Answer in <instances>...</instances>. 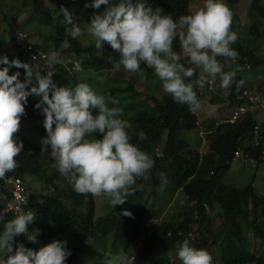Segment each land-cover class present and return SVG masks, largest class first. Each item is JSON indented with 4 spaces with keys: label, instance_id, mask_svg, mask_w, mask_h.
Listing matches in <instances>:
<instances>
[{
    "label": "trees",
    "instance_id": "obj_1",
    "mask_svg": "<svg viewBox=\"0 0 264 264\" xmlns=\"http://www.w3.org/2000/svg\"><path fill=\"white\" fill-rule=\"evenodd\" d=\"M55 1L57 7L54 6L52 10L44 4V0H16V5L0 2V24L3 25L0 31V56H7L10 61L18 58L25 63H35L27 58L26 46L45 53L55 50L71 55L73 58L69 63L55 66L53 82L57 86L69 87L84 82L100 94L119 99V106L124 112L122 119H127L131 124L128 129L131 142L153 159L154 167L146 174L147 179H136L124 204L115 208L111 205L105 208L104 213L95 215L90 194L77 193L69 180L58 172L57 166L42 167L39 159L43 154L42 147L26 135L17 133V141L23 143V149L15 158L16 168L6 176L21 180L27 199L19 214L32 211L36 220L29 225V231L39 229L40 233L36 243L28 241L25 235L16 237V243L39 250L53 240L66 241V247L71 251L66 264H80V257L90 255L93 258L91 264H104L105 257L115 253L126 254L128 264H181L175 255V245L188 239L191 246L206 249L213 257V264H264V194L254 189L253 176L243 187L223 182L231 162L241 160L239 156L234 157L235 152L252 157L256 161L254 168L262 161L260 152L264 131L263 122L256 118L259 114L247 111L234 122L221 123L209 114L210 117L198 121L188 105L176 103L171 95L163 92L158 78L143 63L140 70L142 83L138 85L118 71L103 74L117 66L123 67L117 63L119 53L107 43L103 49H96L91 36L74 39L71 32L65 33L66 18L58 12L64 3ZM227 1L232 4L236 0ZM144 2L152 3L154 8H162L164 14L171 15L176 21L181 15L189 14L191 5V0ZM80 3L85 10L87 23L94 13L102 12L106 7L101 6L99 10L86 7L92 0H80ZM248 10L250 17H256L249 26V34L259 36L256 34L257 20L264 18V0H250ZM23 12L30 14V18L19 24L17 14ZM52 14L58 17L54 21ZM39 23L48 26L49 31L43 35L39 32V38L36 34V39L32 41L24 31L40 28ZM238 29V21L232 23V31L238 34ZM254 40L253 45L258 46L259 42L256 38ZM242 42L238 37L231 45L239 56L230 67L224 63L223 57L217 58L224 71L235 70L236 65L242 70H251L262 63L252 52L251 46ZM63 43L66 47L62 48ZM174 50L180 51L178 39L174 41ZM76 60L82 61L80 72L74 71ZM181 62L186 67L190 66L186 58ZM16 71L21 73L19 78L23 80L22 68L11 67L9 74ZM241 71L236 74L237 81L242 80ZM86 74L89 79L83 80L82 76ZM201 78L198 70L191 79ZM209 79L202 87L194 85L196 94L198 90L208 92V102L219 103L227 113L239 105H247L246 99L241 96L242 86L237 91L233 84L222 95L218 89L219 78L211 80L210 85L215 89H209L213 91L208 89ZM256 87L259 90V85ZM40 99L28 97L24 116L31 121L37 120L41 125L36 127L38 132L46 137L44 115L35 107ZM255 123L260 125V130L258 144L253 145L250 133ZM141 131L147 139H139ZM186 132L201 133L198 135L202 142L199 148L190 146L181 136ZM162 139V144L158 145ZM160 173L166 175V183L162 182ZM30 178L39 180V189L30 184ZM147 188L148 197L157 200L155 207L147 202V196L144 198ZM0 190L5 193L1 180ZM178 193L184 197L183 200L178 199ZM2 203L0 201V208ZM168 207L172 211L160 217ZM124 211L132 215L125 216ZM13 216L7 213L5 219ZM157 218H160L159 221ZM152 219L156 222L148 227L147 223ZM2 229L3 222H0ZM157 250L160 254L159 259L155 260L152 253ZM170 251L173 253L171 257Z\"/></svg>",
    "mask_w": 264,
    "mask_h": 264
},
{
    "label": "clouds",
    "instance_id": "obj_2",
    "mask_svg": "<svg viewBox=\"0 0 264 264\" xmlns=\"http://www.w3.org/2000/svg\"><path fill=\"white\" fill-rule=\"evenodd\" d=\"M88 6L96 10L106 6L102 12L94 13L88 23L87 34L93 38L95 48L110 45L119 53L118 65L127 72H139L143 63L158 78L163 92L176 103L188 105L191 111L201 107L194 85L202 87L209 78H219L224 89L235 84L238 91L243 85V80L236 79L241 67L224 71L217 59L223 57L230 67L239 56L231 47L238 38L232 31L233 12L224 0H203L178 21L144 0H92ZM60 11L72 25L71 36L80 37V25L67 9ZM177 39L179 52L174 50ZM40 57L43 63L36 57L35 63H25L0 56V65H4L0 67V178L17 166L15 158L23 143L17 141L16 134L28 97L36 96L41 98L35 107L44 115L47 133L41 140V151L49 152L50 146L58 172L79 194L103 195L114 208L124 204L136 179H147L154 161L131 142V124L122 119L119 99L100 94L84 82L74 87L57 86L52 77L55 66L61 63L60 53L50 50ZM185 58L190 66L181 62ZM11 67L24 69V79L19 78V71L10 75ZM198 70L202 78L192 80ZM74 71H82L81 60L74 62ZM138 135L140 140L147 139L142 131ZM159 175L166 183V175ZM6 214L0 212V264H66L71 255L66 241L53 240L39 250L16 243L15 238L20 235L37 242L40 230L29 231V225L36 220L32 211L16 213L11 219H5ZM123 214L132 215L128 211ZM172 255L170 251L169 257ZM175 255L181 264H213L212 255L206 249L191 246L188 239L175 245ZM104 264H128V257L123 253L108 254Z\"/></svg>",
    "mask_w": 264,
    "mask_h": 264
},
{
    "label": "rangeland",
    "instance_id": "obj_3",
    "mask_svg": "<svg viewBox=\"0 0 264 264\" xmlns=\"http://www.w3.org/2000/svg\"><path fill=\"white\" fill-rule=\"evenodd\" d=\"M3 1H7L8 4H10V5H16V0H0V2H2V3H3ZM61 1L64 3V6L62 8L67 9L68 12L71 14L73 21L75 23L79 24L80 27L82 28L83 34L80 37L86 39L90 35L87 34L88 23L86 22V19H84L86 13H85L84 8L81 6L80 0H61ZM224 2L229 6V8L233 12V24L238 21L239 29L237 31V33H238L237 36L239 37V39L241 41H243L242 43H245L247 46L250 45L251 48L253 49L252 52L254 53V55L262 61V63L258 67H256L255 69H251V70L244 69L240 72L241 78L244 81L242 88L255 89L258 93H260V94H262V96H264V18L257 20L258 29H257L256 34H258L259 36H255L254 33L249 34V26L256 19V17H253V16H252L253 18L250 17V14H249L248 7L250 5V0H236L235 3H232V4H229L227 0H224ZM55 3H56L55 0H44V4L47 5L51 10L53 8L57 7V4H55ZM201 4H202V2H200L198 0H191V5L189 8V11L192 9V7L197 6V5H201ZM147 5L154 8V5L152 3H149ZM60 9L58 10V12L61 14L62 12L60 11ZM5 11H7V9H5ZM51 17L53 18V21L55 20V18H58L57 15H54V14H52ZM28 18H30V14H28L27 12H23V13L17 14L16 21L20 24L22 21H24ZM60 18H62V17H60ZM59 21L61 22L60 19H59ZM39 24H40V28L34 27L30 31H28V30L24 31V33L27 36H30L32 41H34L36 39V36H35L36 34L38 35L37 38H39V32H41V34L43 35V34H46L47 31H49L48 26L46 27L44 24H41V23H39ZM65 25H66L65 26V33L68 34L71 32L70 27L72 25L68 24L67 21L65 22ZM1 30H3L2 24H0V31ZM255 38L257 40V43L259 42L258 46L256 44L253 45V43H255V40H254ZM61 47L62 48L66 47V45L63 43V45ZM256 47H257V49H256ZM72 58L73 57L71 55H67L65 53H62V54H60V59H61L60 64H62V65L67 64V63H69V60ZM55 69H56V67H55ZM113 71H118L124 77L134 81L135 84H137V85L142 83L141 71L135 72V73L127 72L123 69V67L117 66L114 68V70H112L110 72L104 71L103 74L108 75L109 73H111ZM82 78H83V80H88L89 75L86 74L85 76H82ZM257 85H259V90L256 89ZM210 87H212L213 90L215 89L213 87V85L212 86L210 85ZM208 89H209V87H208ZM212 89H209V90L213 91ZM218 89L221 91L222 95H225L227 92V89H224L221 87L220 81H218ZM208 97H209V95H208V92H206V91L200 90V95H198V93H197V98L201 102L200 109L193 111V113L197 117V120L201 121L203 119H206V118H208L209 114H212L213 116H215V118L216 117L219 118L220 116L226 117L228 114L225 111L226 109L220 107L219 103H215V104L209 103ZM256 118L258 119V121H261L264 123V121L261 120V116H257ZM40 126L41 125L37 120L31 121V120H29V118L22 116L19 133L26 135L28 137V139L36 142L38 145H40L42 147L41 140L45 136H42L36 128V127H40ZM263 130H264V128H263ZM200 134L201 133H199L198 135H200ZM198 135L194 132L193 133L192 132H186V133L181 134V136L189 143V145L194 147V148H199L202 144V142L199 141ZM162 141H163V139L161 140V142L158 143V145H161ZM252 144H253V142H252ZM263 145H264V143H263ZM260 156H261L260 158L262 161L257 164V168H254L255 167L254 163H256V161L252 160L251 159L252 157H250L248 154L239 155V157H241L242 161L235 159L231 162L228 170L226 171V173L223 176V182L226 184H231L235 187H243L244 185H246L251 180V177L253 176L254 189L257 192H261L264 194V156L262 157L261 154H260ZM39 159H40V163H41L42 167L46 168V166H48V167L49 166L50 167L56 166L55 161L53 160V158L50 155V146H49V152L43 151V154ZM30 179H31V180H29L30 184L32 186L36 187L37 189H39V180L37 178H30ZM147 193H148V188L144 192V198L147 196L146 197L147 202L152 204L153 207H155L157 205V200L154 198L148 197ZM177 195H179V193ZM90 196H91L93 203H94L95 213H96L95 215H98L101 212L104 213L105 208H109L111 206L110 201L106 197H104L103 195L102 196H93L90 194ZM178 199L183 200L184 197L182 195H179ZM0 201H2L1 198H0ZM171 211H172L171 207L166 208V210L163 211L164 212L163 215H161L160 217L167 216ZM13 215H16V214H13ZM159 219L160 218H157L158 221H159ZM217 221L215 224H217ZM155 222H156V220L152 219L151 222L147 223V226L149 227L151 224H153ZM152 254H153L152 258H154L155 260L159 259L160 253L158 250L154 251ZM92 260H93V258L91 255L87 256V257L82 256V257H80V264H91Z\"/></svg>",
    "mask_w": 264,
    "mask_h": 264
},
{
    "label": "built area",
    "instance_id": "obj_4",
    "mask_svg": "<svg viewBox=\"0 0 264 264\" xmlns=\"http://www.w3.org/2000/svg\"><path fill=\"white\" fill-rule=\"evenodd\" d=\"M26 56L30 61H33V57H36L38 60H42L40 56L46 55L47 53L39 50L38 48L32 49L29 46L25 47ZM43 62V60H42ZM247 67V65H246ZM209 85L211 84V79L208 80ZM209 88H211L209 86ZM200 95V90L197 91ZM241 96L246 99L247 105H239L236 108H233L228 112L226 117H219L218 121L221 122H234L245 112L250 111V113L256 112L261 116V120L264 121V96L258 93L255 89L242 88ZM260 130V125L255 123L251 129V140L254 145L258 144V133ZM262 157L264 156V146L261 150ZM239 156L238 152H235L234 157ZM249 161V160H248ZM250 162V161H249ZM2 184L5 186V194L0 190V195L3 199V205L0 208V212H11L16 214L21 211L22 205L26 203V193L24 187L21 183V180L18 177L4 176L0 178Z\"/></svg>",
    "mask_w": 264,
    "mask_h": 264
},
{
    "label": "crops",
    "instance_id": "obj_5",
    "mask_svg": "<svg viewBox=\"0 0 264 264\" xmlns=\"http://www.w3.org/2000/svg\"><path fill=\"white\" fill-rule=\"evenodd\" d=\"M263 128H264V123H263ZM263 128H262V129H263ZM263 131H264V130H263Z\"/></svg>",
    "mask_w": 264,
    "mask_h": 264
}]
</instances>
